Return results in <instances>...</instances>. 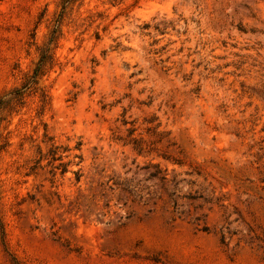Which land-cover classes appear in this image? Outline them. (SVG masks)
<instances>
[{
  "label": "rangeland",
  "instance_id": "obj_1",
  "mask_svg": "<svg viewBox=\"0 0 264 264\" xmlns=\"http://www.w3.org/2000/svg\"><path fill=\"white\" fill-rule=\"evenodd\" d=\"M0 264H264V0H0Z\"/></svg>",
  "mask_w": 264,
  "mask_h": 264
}]
</instances>
